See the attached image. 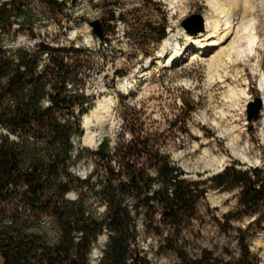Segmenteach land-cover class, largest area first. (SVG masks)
I'll return each mask as SVG.
<instances>
[{"label":"trees","instance_id":"trees-1","mask_svg":"<svg viewBox=\"0 0 264 264\" xmlns=\"http://www.w3.org/2000/svg\"><path fill=\"white\" fill-rule=\"evenodd\" d=\"M69 1L0 0L1 264H149L141 233L159 239L157 256L171 251L181 264H224L211 253L187 252L186 235L210 191L238 192V207L213 218L214 227L237 234L242 254L232 264H257L246 234L264 231V165L243 169L233 161L215 176L189 179L164 150V135L144 133L128 119V140L120 134L114 143L103 138L94 151L82 148L78 115L86 113L89 99L77 56L85 51L73 57L46 43L11 46L20 35L38 37L43 24L32 4L46 7L60 24ZM146 31H157L159 45L167 37L165 28ZM180 122L177 117L171 127ZM85 155L91 170L76 176L73 169ZM245 219H253L245 230L235 225ZM102 236L106 243L94 260Z\"/></svg>","mask_w":264,"mask_h":264},{"label":"rangeland","instance_id":"rangeland-1","mask_svg":"<svg viewBox=\"0 0 264 264\" xmlns=\"http://www.w3.org/2000/svg\"><path fill=\"white\" fill-rule=\"evenodd\" d=\"M69 2L60 24L46 7L36 2L32 4L43 24L37 29L38 37L30 39L27 34L20 35L11 46L33 48L46 43L70 50L73 57L79 49L85 51L77 57L79 62H84L81 85L84 96L89 99L86 113L99 101H111L113 127L105 132H101L99 127L93 128L92 131L97 133V144L89 147L83 143L85 131L82 121L86 113L78 115L83 131L79 141L83 149L94 151L105 137L111 139V143L120 134L128 140L130 137L125 128L128 119L138 128L142 126L144 133L164 135V150L171 154L172 161L189 179L205 180L215 176L233 161L240 162L243 169L263 167V107L257 120L250 116L251 105L261 97L260 73L254 70L253 65L264 72V14L261 10L257 14L263 46L257 49L254 58H250V65L240 61L209 70L207 64L191 57L189 51L170 67L166 60L167 56L175 54V49L183 48L185 51L188 34L196 35L205 30V18L210 15L207 0ZM193 16L200 20L194 19L189 30L183 28L182 23ZM95 20L104 29L103 39L95 35L90 26ZM148 28H165L166 39L157 44V31L153 34L146 31ZM166 44V56L158 59V53ZM177 117L181 122L177 127H171ZM236 136H239L237 141ZM237 151L244 153L247 160L239 158ZM91 165L85 155L73 173L84 177L91 170ZM237 194L210 191L199 203L200 217L195 219L186 235L190 256L211 253L213 259L224 264L240 259L242 251L236 243L237 234L225 235L216 230L213 222V218L221 219L238 207ZM69 199H73V194ZM17 206L21 209L23 205L18 202ZM252 220L245 219L235 225L245 230ZM46 228L49 238L54 241L56 234L53 229ZM252 232L253 229L246 234L251 238L248 253L256 257L257 264H264V231L255 235ZM105 243L106 236H102L93 251L94 260ZM139 244L147 254L149 264H181L174 252L157 256L159 239L152 235L141 233Z\"/></svg>","mask_w":264,"mask_h":264},{"label":"bare ground","instance_id":"bare-ground-1","mask_svg":"<svg viewBox=\"0 0 264 264\" xmlns=\"http://www.w3.org/2000/svg\"><path fill=\"white\" fill-rule=\"evenodd\" d=\"M207 3L210 15L205 18V30L196 35L188 34L185 51L178 48L175 49L174 55L166 57L168 67L177 64L179 59L181 61L188 51L191 57L199 58L207 64L209 70H218L231 63L238 64L240 61L249 64L250 58H254L257 49L263 46L259 36L261 22L257 11L261 10L260 12L264 14V0H207ZM167 44L158 53V59L163 58L162 54L168 50ZM253 66L256 68L253 69L260 73V102L264 117V72L257 65ZM111 104V101H99L83 116L85 145L93 147L97 144V133L92 131L93 128L99 127L101 132H105L113 127ZM262 137L264 140V134ZM235 140H239V136H236ZM243 154L238 153L237 156L246 161L247 157Z\"/></svg>","mask_w":264,"mask_h":264},{"label":"water","instance_id":"water-1","mask_svg":"<svg viewBox=\"0 0 264 264\" xmlns=\"http://www.w3.org/2000/svg\"><path fill=\"white\" fill-rule=\"evenodd\" d=\"M194 19L200 20V18L197 16L190 17L182 23V27L189 30V26ZM200 24H202V23L200 22ZM90 26L93 28L95 35H97L99 38L103 39L104 29H103L101 23L98 20H95V21L90 23ZM201 30H203L202 26H201ZM251 107L252 108H251L250 116H251L252 120H257L259 117V112L262 109L260 99L259 98L256 99L255 104H252Z\"/></svg>","mask_w":264,"mask_h":264}]
</instances>
